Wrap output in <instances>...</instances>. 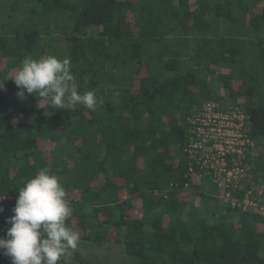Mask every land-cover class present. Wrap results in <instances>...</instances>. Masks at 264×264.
Instances as JSON below:
<instances>
[{"label": "trees", "instance_id": "trees-1", "mask_svg": "<svg viewBox=\"0 0 264 264\" xmlns=\"http://www.w3.org/2000/svg\"><path fill=\"white\" fill-rule=\"evenodd\" d=\"M49 53L69 57L79 91L104 103L44 111L18 97L8 77ZM214 75L247 115L264 183V0H0V237L18 187L49 167L79 243H113L132 264H264L263 217L195 178L182 189L185 118L223 103ZM0 264H11L2 251Z\"/></svg>", "mask_w": 264, "mask_h": 264}, {"label": "clouds", "instance_id": "clouds-1", "mask_svg": "<svg viewBox=\"0 0 264 264\" xmlns=\"http://www.w3.org/2000/svg\"><path fill=\"white\" fill-rule=\"evenodd\" d=\"M8 78L17 86L18 97L23 99L25 90L34 94L39 98L37 107L44 111L66 105L72 110L80 105L95 111L104 103L94 90L79 91L69 57L58 58L51 53L37 58L26 56ZM3 81L0 80V89ZM12 212L7 218L10 227L0 237V251L11 264H59L80 242L79 232L66 225L70 202L65 188L49 167L39 169L18 187Z\"/></svg>", "mask_w": 264, "mask_h": 264}, {"label": "built area", "instance_id": "built-area-1", "mask_svg": "<svg viewBox=\"0 0 264 264\" xmlns=\"http://www.w3.org/2000/svg\"><path fill=\"white\" fill-rule=\"evenodd\" d=\"M185 121L188 181L182 189L190 191L195 178L206 188L211 185L209 193L221 203L264 218V183L252 174L250 163L258 144L249 136L244 109L237 103L206 100Z\"/></svg>", "mask_w": 264, "mask_h": 264}, {"label": "rangeland", "instance_id": "rangeland-1", "mask_svg": "<svg viewBox=\"0 0 264 264\" xmlns=\"http://www.w3.org/2000/svg\"><path fill=\"white\" fill-rule=\"evenodd\" d=\"M192 3L191 5H193ZM194 6V5H193ZM156 72V70L154 71ZM226 70L223 68H217V73H225ZM213 78V77H212ZM210 86L213 91L222 98V102L225 104L235 103L228 97V92L222 87L214 75V79L211 80ZM242 101V100H241ZM23 122L31 121V118L23 114L21 116ZM53 144H45L46 149H51ZM212 187L211 185H209ZM253 213V212H250ZM256 214V213H254ZM133 258L127 256L121 249L115 244H104L99 247L87 246L85 243H79L75 250H69L68 254L61 258L59 264H132Z\"/></svg>", "mask_w": 264, "mask_h": 264}]
</instances>
